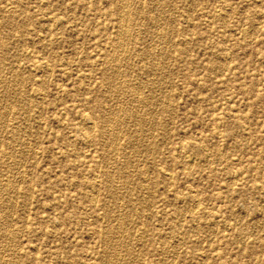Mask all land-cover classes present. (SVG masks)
<instances>
[{
    "label": "rangeland",
    "instance_id": "1",
    "mask_svg": "<svg viewBox=\"0 0 264 264\" xmlns=\"http://www.w3.org/2000/svg\"><path fill=\"white\" fill-rule=\"evenodd\" d=\"M0 264H264V0H0Z\"/></svg>",
    "mask_w": 264,
    "mask_h": 264
},
{
    "label": "bare ground",
    "instance_id": "2",
    "mask_svg": "<svg viewBox=\"0 0 264 264\" xmlns=\"http://www.w3.org/2000/svg\"><path fill=\"white\" fill-rule=\"evenodd\" d=\"M120 1V0H119ZM160 5V4H159ZM124 7V6H123ZM123 13V12H122ZM126 14V13H125ZM159 14V13H158ZM161 14V13H160ZM127 16V15H126ZM131 16V15H130ZM129 17V16H128ZM158 18V17H157ZM129 20V19H128ZM134 25V24H133ZM259 26V25H258ZM160 27V26H159ZM125 30V29H124ZM127 35V34H126ZM121 36V35H120ZM160 37V36H159ZM119 43V42H118ZM128 44V43H127ZM165 47V46H164ZM114 51V50H113ZM148 53V52H147ZM157 56V55H156ZM110 61V60H109ZM230 61V60H229ZM119 65V64H118ZM121 72V71H120ZM125 73V72H124ZM126 74V73H125ZM120 79V78H119ZM126 79V78H125ZM120 82V81H119ZM123 82V81H122ZM110 85V84H109ZM125 87V86H124ZM136 88V87H135ZM117 90V89H116ZM115 90V92H117ZM123 90V89H122ZM131 105V104H130ZM111 106V105H110ZM133 106V105H132ZM131 107V106H130ZM118 110H119V108H118ZM111 113V112H110ZM127 114V113H126ZM86 119H87V117H86ZM117 120V119H116ZM88 122H89V119H88ZM111 122V121H110ZM92 123V122H91ZM138 123V122H137ZM139 125V124H138ZM113 141V140H112ZM190 161V160H189ZM236 174V173H235ZM4 185V184H3ZM92 187V186H91ZM93 190V189H92ZM121 221V220H120ZM123 227V226H122ZM122 234V233H121ZM118 246V245H117ZM111 252V251H110ZM133 263V262H132Z\"/></svg>",
    "mask_w": 264,
    "mask_h": 264
}]
</instances>
